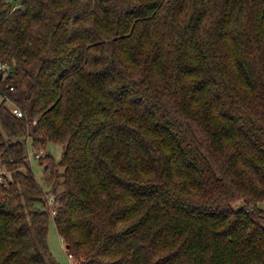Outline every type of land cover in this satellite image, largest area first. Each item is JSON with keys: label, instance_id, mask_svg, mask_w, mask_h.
Segmentation results:
<instances>
[{"label": "trees", "instance_id": "obj_1", "mask_svg": "<svg viewBox=\"0 0 264 264\" xmlns=\"http://www.w3.org/2000/svg\"><path fill=\"white\" fill-rule=\"evenodd\" d=\"M0 95V264H264V0H0Z\"/></svg>", "mask_w": 264, "mask_h": 264}, {"label": "rangeland", "instance_id": "obj_2", "mask_svg": "<svg viewBox=\"0 0 264 264\" xmlns=\"http://www.w3.org/2000/svg\"><path fill=\"white\" fill-rule=\"evenodd\" d=\"M4 102L5 106L9 110L15 107L19 108V106H17V104L10 97L6 95H0V103ZM29 146H31V141H29ZM62 149V145L60 144L49 143L45 149L39 150V155L35 156V152L32 150L30 151V158L32 160L34 173L36 174V177L41 184H44L45 176L49 175V171L45 168L47 166V163L54 164L60 161ZM5 168L6 167L0 166V173L7 172ZM60 171L62 172L63 169H60ZM262 207L264 208V204H262ZM48 239L50 252L59 264H75L74 258L69 257V254L66 250V243L64 242L63 238L59 235L53 218H51L50 220Z\"/></svg>", "mask_w": 264, "mask_h": 264}, {"label": "built area", "instance_id": "obj_3", "mask_svg": "<svg viewBox=\"0 0 264 264\" xmlns=\"http://www.w3.org/2000/svg\"><path fill=\"white\" fill-rule=\"evenodd\" d=\"M12 112L18 118H22L24 116V112L18 107L13 108ZM52 202H54V200H52ZM69 257L73 258V256L71 254L69 255Z\"/></svg>", "mask_w": 264, "mask_h": 264}, {"label": "water", "instance_id": "obj_4", "mask_svg": "<svg viewBox=\"0 0 264 264\" xmlns=\"http://www.w3.org/2000/svg\"><path fill=\"white\" fill-rule=\"evenodd\" d=\"M2 77V76H1Z\"/></svg>", "mask_w": 264, "mask_h": 264}]
</instances>
